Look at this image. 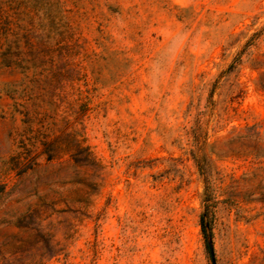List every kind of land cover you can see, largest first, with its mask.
<instances>
[{"label":"rangeland","instance_id":"rangeland-1","mask_svg":"<svg viewBox=\"0 0 264 264\" xmlns=\"http://www.w3.org/2000/svg\"><path fill=\"white\" fill-rule=\"evenodd\" d=\"M0 16V264H264V0Z\"/></svg>","mask_w":264,"mask_h":264},{"label":"trees","instance_id":"trees-1","mask_svg":"<svg viewBox=\"0 0 264 264\" xmlns=\"http://www.w3.org/2000/svg\"><path fill=\"white\" fill-rule=\"evenodd\" d=\"M6 24H7L6 21L3 20L2 17L0 16V45L2 44V39H7V36H8V34H7L8 28H5ZM3 57H5L7 59V57H9V54L4 53Z\"/></svg>","mask_w":264,"mask_h":264},{"label":"water","instance_id":"water-1","mask_svg":"<svg viewBox=\"0 0 264 264\" xmlns=\"http://www.w3.org/2000/svg\"><path fill=\"white\" fill-rule=\"evenodd\" d=\"M205 227H206V224H205ZM207 248H208L211 264H216L212 242L209 238H207Z\"/></svg>","mask_w":264,"mask_h":264}]
</instances>
